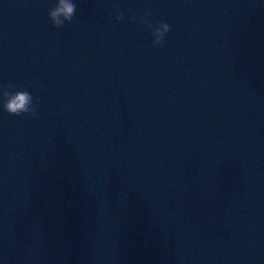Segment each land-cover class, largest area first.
Segmentation results:
<instances>
[{"label":"water","instance_id":"95a60500","mask_svg":"<svg viewBox=\"0 0 264 264\" xmlns=\"http://www.w3.org/2000/svg\"><path fill=\"white\" fill-rule=\"evenodd\" d=\"M73 2L0 0V264H264V0Z\"/></svg>","mask_w":264,"mask_h":264},{"label":"clouds","instance_id":"9594fccd","mask_svg":"<svg viewBox=\"0 0 264 264\" xmlns=\"http://www.w3.org/2000/svg\"><path fill=\"white\" fill-rule=\"evenodd\" d=\"M77 11V6L73 0H56L55 6L49 12V18L57 29L64 27L65 23H71ZM152 11L148 9L138 22L151 30L154 37V47H163L166 35L171 31L170 25L161 21L153 25L149 17ZM118 21H123V14L116 16ZM0 88V98L3 100V109L11 116L30 115L33 118L37 113V108L33 103V97L27 90L9 91L12 88Z\"/></svg>","mask_w":264,"mask_h":264}]
</instances>
